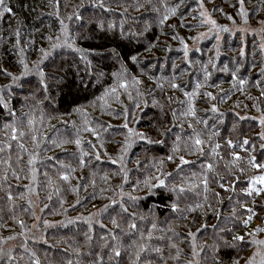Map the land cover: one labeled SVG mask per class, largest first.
I'll return each mask as SVG.
<instances>
[{
  "label": "trees",
  "instance_id": "trees-1",
  "mask_svg": "<svg viewBox=\"0 0 264 264\" xmlns=\"http://www.w3.org/2000/svg\"><path fill=\"white\" fill-rule=\"evenodd\" d=\"M244 1L252 8L251 16L264 14L261 0ZM100 2L59 0V18L76 37L75 46L83 50L85 59L81 60L80 53L68 49L53 51L42 67L46 74L53 64L62 70L57 74L58 80H49L47 94L41 90L35 74L30 73L13 83L10 76L0 71V90H3L0 92V249L5 253L0 256V264H35L37 260L39 264H130L135 259L133 241L147 247L141 253L139 264H197V261L213 264L212 245L220 243L221 236L230 240L229 228L239 235L248 233L259 219L254 215L244 228L240 221L247 218L246 208L256 212V201L264 199V192L258 196L244 194L252 177L264 175V168H253L248 163L249 158L254 157L255 163L264 164V148L261 147L264 140L259 135L263 127L259 115L264 114V96L261 95L264 76L260 74L264 68V54L253 43L260 38L249 35L251 41L244 46L238 44L241 38L228 40L224 36L218 42L213 35L197 44L193 37L209 30L206 24L200 25L197 0H184L176 15L163 24L159 21L165 9L159 0H153L159 13L151 11L145 0H102L108 10L99 7ZM137 2L144 7L136 10ZM203 2L204 6H212L213 15L217 14L216 9L224 7L233 14L236 22L238 0ZM56 3L57 0H4L0 7V13H3L0 15V69L19 76L23 70L19 63L21 58L32 68L42 55L39 49H49L48 37L55 38L60 34L59 21L53 15L57 10ZM165 3L171 7L178 0H165ZM4 8H11V13L4 12ZM73 12L80 13L82 19L69 21L67 17ZM219 17L220 21H225L223 15ZM226 22L233 24L228 19ZM110 24L112 28H109ZM18 28L17 45L15 32ZM181 40L191 49L187 62ZM217 47L220 49L218 58L215 55ZM242 47L245 50L243 56L240 55ZM132 56L137 57L136 63L131 60ZM121 65L127 69L124 78L129 81L127 92L131 93V100L113 76ZM225 65L228 71H223ZM205 67L210 76L195 98L196 119L180 117L177 126L173 127L171 111L179 113L180 102L186 99L184 92L191 93L197 83H204ZM233 72L238 79L246 80L243 91L238 90V84L233 87ZM132 77L142 81L138 86L140 96H137L136 87L131 86ZM173 77L182 90L170 89L169 81ZM157 83L163 88L157 87ZM114 86L119 100L116 94L105 96ZM205 92H211L216 99L209 100L203 95ZM4 103L8 105L7 109ZM137 103L139 108L135 107ZM212 105L217 107L216 113L210 111ZM160 106H163V112ZM125 109L128 110L127 120L123 115ZM9 110L15 115H10ZM240 117L249 119L241 120ZM29 118L33 120L31 126L27 123ZM197 120L207 121V124ZM125 122L137 132L162 141L148 144L135 136L131 138L122 162L127 171V182H123L121 162L112 163L122 155L121 147L128 139L127 130L122 127ZM180 123H183V129L179 127ZM188 123H192L195 133L204 141L203 155L199 152L188 154L186 145H191L195 139ZM9 124L18 129L16 140L12 139L11 128L6 127ZM86 128L95 129L97 135ZM165 128H171V132L159 135L157 129ZM20 131L25 133L23 137L19 136ZM33 135L40 148L32 141ZM177 135L180 136V151L173 153ZM53 139L57 143L68 142L56 147ZM76 139L81 141L79 148ZM243 139H248L249 144L237 143ZM227 140L233 141V148L228 147ZM217 143L220 144L219 156H213L211 149ZM81 152L87 153L83 156V167L79 164ZM233 152L241 157L235 166ZM36 153L39 154L36 162L30 166L29 154ZM169 155L173 156L172 161L167 160ZM180 155L189 163L178 170ZM208 163L213 165L212 171L207 170ZM33 167L35 174L31 171ZM240 168L244 169L243 174ZM64 173L69 174L68 181L60 178ZM205 176L207 193L202 182ZM157 177L165 181V186L149 191L148 184H157ZM217 181L225 188H220ZM174 186L185 189L179 198L171 191ZM255 187L260 186L256 184ZM121 191L123 203L134 217L125 213L116 215ZM129 195L138 199L133 202L128 199ZM109 198L117 204L110 205ZM173 203L178 205L176 212L172 211ZM196 204L202 207L187 211L189 206L195 208ZM105 205H110L108 211L96 215ZM113 216L120 224L119 228L111 224L110 217ZM20 221H23V228ZM44 221L50 226H45ZM129 222L135 223L136 228L130 229ZM34 224L36 228H33ZM220 228L225 231L220 232ZM149 231L151 239L147 238ZM141 233L144 239H141ZM189 233L195 236V241ZM193 242L199 255L193 254ZM249 247L245 239L241 249L221 248L216 255L223 264H231L235 258H239L240 264ZM113 248L120 250L119 257L114 255ZM156 248L160 251L156 252ZM177 249L179 259L175 258ZM9 252L13 257L11 260L7 255Z\"/></svg>",
  "mask_w": 264,
  "mask_h": 264
},
{
  "label": "snow or ice",
  "instance_id": "snow-or-ice-1",
  "mask_svg": "<svg viewBox=\"0 0 264 264\" xmlns=\"http://www.w3.org/2000/svg\"><path fill=\"white\" fill-rule=\"evenodd\" d=\"M261 2L264 3V0H261ZM3 3H4V0H0V7L3 6ZM145 3L150 6V10L151 11L159 13L160 9L156 6L155 3H153V0H145ZM159 3L165 9L164 15L162 16V18L159 21L161 24H163L164 21H166V20H168L170 18V16H175L176 15L180 5L184 3V0H178V3L175 6H171V7H169L165 3V0H159ZM197 3L199 5V8L201 9L199 14H198L199 17L201 18L200 19V25L201 26H203L205 24L210 25L211 27H210L209 31H212V30L216 31V40L219 42V40H220L219 33H221V32H230L231 30L228 27H226V26H221V25H218L216 23V20L213 19L211 14L205 9L203 0H197ZM238 4H239L238 14L241 16V18L244 21V23L247 24L248 23V19H247L248 18V13L244 9V0H238ZM98 6L101 7V8H105V5L102 2V0H101V2L99 3ZM120 6L122 7L123 5H120ZM55 7H56L57 10H56L55 13H53V15H55L57 17L58 21H59V25H60L59 33L60 34L57 35L55 38H53L52 36L48 37V40L50 41V47H49L48 50H45L43 48L39 49V51L42 53V55H41L40 59L34 64V66L32 68H29L28 63L23 58H21L19 63L22 66L23 70H22V72L20 73L19 76L12 75V73L7 72L6 70L0 69V71H3L6 75L11 77V80H12L13 83L19 81L20 79H22L23 77L29 75L30 73L31 74H35L38 77V84L40 85L41 90L45 94H47V92H48V86H49L48 82H49V80H58L59 77H58L57 74H58L59 71L62 70L59 66L53 64L51 71L46 74L44 68L42 67L43 63L52 55L53 51H55L56 49H68V50H71L73 52L80 53L81 54L80 55V59L81 60L85 59L84 55L82 54L83 50L75 46L76 37L71 34V32L69 30V27H68L67 24H65L64 20L59 18V0H57V3L55 5ZM80 7H83V4H81ZM142 7H144V4L139 3V2H137V4L135 5L136 10H139ZM105 10H108V9L105 8ZM216 10H219L221 13H223V9L222 8H218ZM11 11H12L11 8H4V12L11 13ZM125 11H127L126 8H125ZM2 14L3 13H0V15H2ZM226 18L228 20H232L233 21V25L235 24V21L233 20L232 16L229 15ZM67 19L69 21H71L73 19L79 21V20L82 19V17L80 15V13L73 12L71 15H69L67 17ZM193 19H196V17H193ZM259 23L262 25V27L259 29V32L260 33H264V21H260ZM181 26H183V23H181ZM112 27L113 26L110 24L109 28H112ZM239 31L245 32V31H247V29L246 28H240ZM121 35H123V31L121 32ZM205 35H207V34L206 33H200L199 37H193V39L194 40L200 39V38H203ZM15 36H16V43L18 45L19 44V36H20L19 28L16 30ZM175 38L176 37L173 36V39H175ZM181 44H183V54H184L185 62H187V59H188V45L184 44L183 40H181ZM259 49H260L261 53L264 54V38H262V41H261V43L259 45ZM196 50L198 51L199 49H196ZM215 55H216L217 58L219 57V55H220L219 47L216 48ZM240 55L241 56L244 55L243 50H241ZM131 60L134 63H136L137 62V57L136 56H132ZM209 63H212V66L215 67V64L212 61H209ZM175 67L176 66L174 64L173 68L175 69ZM223 71H228L227 65L224 66ZM236 71H239V69L237 68ZM204 72H205L204 83L203 84L197 83L196 86H195V89L191 93L184 92V96H185L186 99H185V101H181L180 102L181 110L179 111V113L176 110H172L171 111V116L173 117L171 123H172L173 127L177 126L176 125V121L180 117H185V118L192 117L193 119H196L195 98L200 94L198 90L201 87H204V86L207 85V81H208L209 76H210V74L207 72V68L206 67L204 69ZM260 74H261V76H264V68L261 69V73ZM126 75H127V69L123 65H121V69L119 70V72H114L113 73V76L118 79V87L124 89L125 92L128 95V99L131 100L132 99V95H131L130 92H127V89L129 87V81L124 78V77H126ZM149 79H152V77H149ZM175 79H176V77H173V79L171 81H169L170 89H172V90H178V89L182 90L181 85L176 83ZM130 83H131V86L136 87L137 96L142 95V93L139 91V87H138L139 85L142 84V81L140 79L136 78V77H132ZM245 83H246L245 79H243V78H239L238 79L237 76H236V73L233 72V74H232V84H233L234 88H236L237 84H238L239 85V89L238 90L243 91V86L245 85ZM156 86L161 88V89L163 88V85L160 84V83H157ZM5 87L10 89V86H5ZM2 91L3 90H0V92H2ZM109 94H116V99L119 100V95L117 94V87L114 86L111 89H109L108 91H106L105 96H107ZM32 95H33V98H34L35 94L33 93ZM203 95H205L209 100H215L216 99V97H214L211 92H205V93H203ZM261 95L264 96V90H262ZM47 98H48L47 95H45V99H47ZM101 99H103V97H101ZM221 99H223V97H221ZM0 100H2V96H0ZM168 102L171 103V97L168 98ZM185 105H186V107H185ZM3 106L6 109L8 107V105L6 103H4ZM154 106H155V102H154ZM135 107L139 108L140 104L137 103L135 105ZM160 107H161V112H163V106H160ZM76 111H81V109H77ZM210 111L213 112V113H216L218 111V109H217V107L215 105H212L211 108H210ZM9 114L13 115V116L15 115L10 110H9ZM123 115L125 117V120H127V117H128V110L127 109L124 110ZM240 119L243 120V119H249V118L248 117H240ZM250 119H256V118L255 117H251ZM197 122L198 123L202 122L205 125L207 124V121L197 120ZM27 123H28V125L31 126L33 124V120L31 118H29ZM259 123H260L261 126H264V116H261L259 118ZM183 126H184L183 123L179 124V127L181 129H183ZM6 127L11 128L12 139L16 140L17 139V132H18L17 127H15V126H13L11 124L6 125ZM122 127L127 130L128 139L126 140L125 144L121 147L122 155L118 156L117 159L112 160V163L115 164V163H117V161L121 162L120 171L123 173V182H127V171L125 170L122 162L124 160L123 153L127 152V149H128V147L130 146V143H131V138L133 136H135L138 139L143 140V141H145L148 144L162 143V141L153 140L151 137H148L146 134L141 133V132H137L133 128H130L127 122H125L122 125ZM188 127L192 128L193 129V134H195V139L193 140V143L191 145H186L188 154L191 155V154H195V152H199L201 155H203L204 152H203L202 145L204 144V141L201 140L199 138V135L195 133V129L193 128L192 123H188ZM233 129H235V124L233 125ZM85 130L92 132L93 135H97L95 129H93V128H86ZM157 131H158L159 135L164 136V135H166V133L171 132V128H165L164 130L157 129ZM24 135H25V133L23 131L19 132V136L20 137H23ZM214 135H218V133H214ZM259 135H260V139L264 140V130H262ZM189 138L191 139L192 137L190 136ZM31 139L35 143L36 148H40V144L37 141V137L35 135H33L31 137ZM179 141H180V136L177 135L176 136V141L174 142V145H173V148H172V152L173 153H176V152L180 151L179 146H178V142ZM67 142L68 141H61L60 143H57L56 140H54V139L52 140V143L56 147H60L62 143H67ZM89 143L91 144V142H89ZM226 143H227L229 148H233L234 147L232 140H227ZM237 143H240L242 145H247V144H249V140L248 139H243L242 141H238ZM75 144L79 148L80 145H81L80 139H76L75 140ZM92 146L95 147V145H92ZM19 147L21 149H23L24 151H27V149L24 147L23 144H19ZM261 147L264 148V144H262ZM219 148H220V144H218V143L215 144L214 147H212V149H211V154L213 156H219V153L217 152V149H219ZM0 150H2V149H0ZM231 154L234 156V160L232 161V163L235 166L236 163L241 159V157L236 155L234 152L231 153ZM38 155H39L38 153H36L35 155L34 154H29L30 158L28 160V164L30 166L35 164ZM85 155H87V153L81 152V156L79 158V164L81 165V167H83L84 164H85V161L83 159V156H85ZM48 159H52V158L48 157ZM96 159L97 160L100 159V156L98 154L96 155ZM178 159L180 161V164L177 165L178 170L183 165L189 163V161L186 160L183 155L178 156ZM167 160L172 161L173 160V156L169 155L167 157ZM160 163L162 164L163 162L161 161ZM248 163L253 168H264V164L255 163V158L254 157H250L249 160H248ZM206 168H207L208 171H212L213 165L211 163H208L206 165ZM239 170H240L241 174H243L244 169L240 168ZM31 171L33 172V174H35L36 169L33 167L31 169ZM73 171H74V169H73ZM13 175L15 176L16 173L13 172ZM45 175H47V174H45ZM33 178H34V175H33ZM60 178L62 180H64V181H68L69 180V174L68 173H64V174L61 175ZM5 179H6V177H5ZM105 179H107V177H105ZM156 180H157V184H155V185L148 184L149 191H151V189L153 187H157V186L164 187L165 186V181L163 179H160L159 177H157ZM202 182L204 184V191H205V193H207L209 191L207 176H205V178H204V180ZM145 183H148V182L145 181ZM217 183L219 184L220 188H225V185L223 183H219V181H217ZM49 184H51L50 180H49ZM256 184H259L262 187H255ZM93 186H95L94 182H93ZM31 190L32 189H29V191H31ZM72 190L73 191H77V189H75V188H73ZM225 190L227 191L229 189H225ZM232 190L235 191L234 188ZM102 191H104V190H102ZM171 191L173 193H175L177 195V197L179 198V195L184 193L185 189L183 187H179L177 189V187L174 186L171 189ZM262 192H264V175H259V176L252 177L251 180L249 181L246 189L244 190V194L246 196H253V194L258 196ZM92 195L94 197L95 193H93ZM214 195L218 197L219 193H214ZM123 196H124V193H123V191H121L120 192L121 200L119 202V211L116 212V215L119 216L121 213H125V214H128L129 217H134V214L133 213H129L128 208L125 207V205L123 203ZM8 199L9 200L12 199V196L10 194L8 196ZM48 199H51V196H49ZM109 199H110V205H116L117 204L116 200L111 199V198H109ZM128 199L134 202L138 198L129 195ZM204 199L205 200L208 199L207 195L204 196ZM77 203H79V200L77 201ZM253 203H255V201H253ZM110 205H105L104 208L100 210V212L96 213V215H99L100 213H103V212H107L109 207H110ZM201 207H202L201 204H196L195 208H193L192 206H189L187 211L192 212V211H195L196 209L201 208ZM171 208H172L173 212H176L178 210V205L176 203H173L171 205ZM246 212L248 213L247 218L246 219H242L240 221V223L243 225L244 228L248 227L250 221L252 220L253 216L255 215V212H254V210L252 208H246ZM233 216L235 218V208H233ZM37 219H39V218L37 217ZM110 222H111V224L114 227H116V228L120 227V224L118 223V221L115 218V216L110 217ZM19 223L21 225V228H23L24 227L23 221H20ZM44 224H45V226H50L48 224V221H44ZM36 227H37V225L34 224L33 228H36ZM128 227L130 229H135L136 225H135V223L129 222ZM152 227L155 228V224H153ZM219 231L220 232H224L225 229L220 228ZM227 231H228V233L231 234V239L230 240L224 238L223 236H221L219 238L220 239V243H214L212 245V251L214 253L213 256H212L213 264H223L222 259H220L218 257V255H216V253H218L221 248L233 249V250L241 249L243 243L245 242V236H248V237H254L255 236V232H248V233H245L244 235H239V234H236L235 231L233 229H231V228L227 229ZM260 231H264V229H260V228L256 229V232H260ZM189 235L192 236L193 237V241H195V236L192 233H189ZM151 237H152V233H151V231H149L148 234H147V238L151 239ZM9 239H14V237H9ZM113 239H116V237L113 236ZM141 239H144V234L143 233H141ZM248 243H252V244H255V245H258V246H261L262 248H264V240L251 239L250 241H248ZM133 247L136 248V251L134 252L135 259L131 260L130 264H139L140 259H141V253L146 251L147 247H146V245L144 243L137 244L135 241H133ZM172 247H175V245H172ZM192 247H193V254L194 255H199V253L196 252V244H195V242H193ZM25 250H27V249H25ZM112 251H113V253H114V255L116 257H119L121 255L120 250L118 248H113ZM155 251L159 252L160 249L156 248ZM4 254L5 253L3 252V249H0V256H2ZM7 255H8L10 260L13 259V257L11 256V252H9ZM258 256L260 257L259 264H264V250H261V249H258L251 257H249L248 260L245 261V264H257L256 257H258ZM175 258L179 259V249H177V255H176ZM35 264H39V261L38 260L35 261ZM197 264H199V261H197ZM231 264H239V258L233 259Z\"/></svg>",
  "mask_w": 264,
  "mask_h": 264
},
{
  "label": "rangeland",
  "instance_id": "rangeland-1",
  "mask_svg": "<svg viewBox=\"0 0 264 264\" xmlns=\"http://www.w3.org/2000/svg\"><path fill=\"white\" fill-rule=\"evenodd\" d=\"M229 1L235 2L236 0H229ZM204 7L211 14L212 18L216 20L217 24L220 23L219 25L226 26V27H228L231 30L230 32H221V33H219L221 40L224 38V36L225 37L227 36L228 40H230L232 38H237V39L241 38V40H239V41L237 40L238 44L245 46L248 42L251 41L250 36L251 35H255L256 38H260V39L255 40L253 43L255 44V46L257 48H259V45H257L256 43L258 42V44H260L261 41H262V38H263V33L259 32V29L262 27V25L259 22L260 21H264V14H262V15L260 14V15H257V16H255V15L251 16V9L252 8H250V6L248 4H246V1H244V9L248 13V18H247L248 19V23L245 24L244 21L242 20L241 16L238 14V12H236L237 13L236 14V22L233 25V24H230V23L226 22L227 21L226 17L229 16V15L231 16L233 14L231 12H227L226 11L227 9H225L224 7H222L223 13H221L218 10L216 15H213L212 6H204ZM255 7H256L255 8L256 10L259 8L257 5ZM255 13H256V11L253 12V14H255ZM220 15H223V20H225V21H220L219 20V18H220L219 16ZM237 16L239 18H237ZM217 20H219V23L217 22ZM233 20H234V18H233ZM231 22L233 23L232 20H231ZM207 26L210 29L211 26L210 25H207ZM240 28H246L247 31L241 32V31H239ZM202 33H205V32H202ZM206 34L207 35H205L203 38L196 39V43L197 44L201 43L203 40L207 39L209 36L216 35V31L215 30H212V31H209V30L207 31L206 30ZM234 41H236V40L234 39ZM188 50L191 51L190 47H188ZM241 50L245 51L244 47H242L240 49V51ZM256 60L258 61L259 58H256ZM261 116H264V114L263 115H259V118ZM262 130H264V126L262 127ZM259 186L262 187L261 185H259ZM254 208L256 210V212H255L256 216L255 217L257 219H259V220L254 222L253 226H251V229L248 230L249 232H255V236L254 237L246 236L245 237L246 241H250L251 239L264 240V231L256 232V229H258V228L264 229V199L256 201V204L254 205ZM249 244H250V247H249L248 251L246 252V256L240 262V264H245V261L248 260V258L251 257L258 249L264 250V248H262L261 246H258V245L252 244V243H249ZM256 260H257V264H259L260 257L259 256L256 257Z\"/></svg>",
  "mask_w": 264,
  "mask_h": 264
}]
</instances>
